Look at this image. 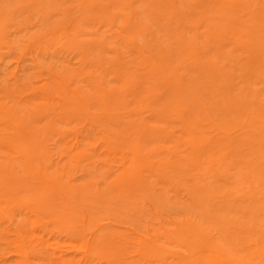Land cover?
I'll return each mask as SVG.
<instances>
[{"label":"bare ground","instance_id":"obj_1","mask_svg":"<svg viewBox=\"0 0 264 264\" xmlns=\"http://www.w3.org/2000/svg\"><path fill=\"white\" fill-rule=\"evenodd\" d=\"M4 54L0 264H264V0H0Z\"/></svg>","mask_w":264,"mask_h":264},{"label":"rangeland","instance_id":"obj_2","mask_svg":"<svg viewBox=\"0 0 264 264\" xmlns=\"http://www.w3.org/2000/svg\"><path fill=\"white\" fill-rule=\"evenodd\" d=\"M34 57V59H37L46 67L50 66L51 64L64 66L71 61V58L68 56L63 55L62 53H55L53 51H51L49 54L42 53L41 55H35ZM38 71L39 69L31 60H24L21 62L19 61L18 57L13 54H4L0 56V81H7L11 88H14L17 84L27 82L29 78H35L34 80L37 81ZM20 89L22 92H24L26 87L20 86Z\"/></svg>","mask_w":264,"mask_h":264}]
</instances>
